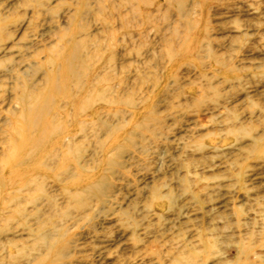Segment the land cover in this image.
<instances>
[{"label":"rangeland","instance_id":"1","mask_svg":"<svg viewBox=\"0 0 264 264\" xmlns=\"http://www.w3.org/2000/svg\"><path fill=\"white\" fill-rule=\"evenodd\" d=\"M70 56L79 170L41 158L60 131L52 177L0 192V264H264V0H0V152L26 89L73 108Z\"/></svg>","mask_w":264,"mask_h":264},{"label":"bare ground","instance_id":"2","mask_svg":"<svg viewBox=\"0 0 264 264\" xmlns=\"http://www.w3.org/2000/svg\"><path fill=\"white\" fill-rule=\"evenodd\" d=\"M55 56L47 58L44 67L49 69L51 65L53 70L57 69L59 61ZM74 56L61 58V64L63 69V77H61L64 88L67 87L65 93H61V104L67 97L71 99L73 108L68 110L62 105L58 106V110H62L63 114H60L59 125L54 124L56 119L49 118L48 120H41L43 116H48L51 112H40L34 104L36 100L33 96V90L26 89L22 97L19 98L16 108L19 109V113L15 118V121L10 127H7L5 131V139L2 151L0 152V192L2 195H8L12 192L15 196H19L23 193H31L33 191L32 180L24 179L25 175L30 174L36 176V179L41 181L48 180L52 177L53 170L44 161L34 162L33 158L36 154L40 153V145L47 142L49 136H53L55 133L62 131L61 137L54 143L52 153L41 152V158H49L55 156L57 152L61 154V164L58 169V176H63L66 172H69L72 168L78 172L80 167V133L82 131L80 127L79 117L83 110V98L79 96V69L75 63L77 59ZM51 80L55 84L57 82V74L52 72ZM56 80V81H55ZM35 88V87H34ZM87 98L89 101V88L87 90ZM53 98V97H52ZM54 101V100H53ZM41 120V121H40ZM71 123V125H70ZM10 125V124H9ZM80 127V128H79ZM38 132L37 136L33 134ZM67 160L72 163L71 169L66 166ZM56 175V177H58ZM70 194V193H69ZM75 197L79 196V193L72 194ZM15 204L16 208L21 207V202L16 203V199L10 201L1 199L2 206H11ZM36 204V201L33 202ZM37 235L41 238H48L42 231H38ZM11 246H14L11 244ZM53 247V246H52ZM18 253H24L23 250L18 249Z\"/></svg>","mask_w":264,"mask_h":264}]
</instances>
